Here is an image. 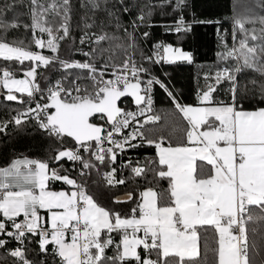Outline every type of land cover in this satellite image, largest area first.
Instances as JSON below:
<instances>
[{
    "label": "snow or ice",
    "instance_id": "snow-or-ice-1",
    "mask_svg": "<svg viewBox=\"0 0 264 264\" xmlns=\"http://www.w3.org/2000/svg\"><path fill=\"white\" fill-rule=\"evenodd\" d=\"M16 3L23 0L0 3V89L6 90L0 95L23 107L0 120V132L34 120L62 143L47 159L23 156L0 165V264H264V107L243 105L250 96L264 103V2L241 7L235 0L231 44L228 30L218 28L219 66L204 73L195 104L183 103L151 67L191 64L193 55L164 42L146 51L138 41L140 28L153 26V3L79 0L84 14L75 27L74 0H28V13L8 20ZM165 5L172 11L161 15L176 14L163 26L167 32L221 24L186 20V0H161ZM137 8L125 24L122 16ZM97 12L104 13L99 22ZM20 28L31 38H8ZM66 41L86 59L62 58ZM50 67L59 75L44 77L42 87L41 70ZM248 72L261 79L245 82ZM157 86L186 121L167 135L145 127L161 120ZM125 98L135 110L124 106ZM145 145L154 147V158L125 161L129 149ZM66 162L78 165L76 176ZM92 171L109 190L127 185L123 194L96 195L85 179ZM58 183L68 187L57 189ZM129 203L127 210L115 207Z\"/></svg>",
    "mask_w": 264,
    "mask_h": 264
},
{
    "label": "trees",
    "instance_id": "trees-1",
    "mask_svg": "<svg viewBox=\"0 0 264 264\" xmlns=\"http://www.w3.org/2000/svg\"><path fill=\"white\" fill-rule=\"evenodd\" d=\"M4 0H0L3 3ZM12 2V0H8ZM131 3L132 0H127ZM137 5H144L153 3L156 7L153 8V15L151 17L152 27H141L137 34L138 41L141 46L149 51L153 48V45L157 42L170 43L175 46H180L184 50H187L193 55V62L191 64L186 62H178L176 64H167L161 62L160 64L152 65L153 74L160 78L164 83L168 84L170 90L178 96V98L185 104L196 103V93L198 86H202L203 75L206 72L214 71L218 67L217 53L221 51L220 37L218 34V28L222 33L225 29L228 30L229 36L227 37L229 44H231V16L233 12V5L235 0H186V6L183 9L185 19L188 21H221V24L216 23H193L190 32L176 34L173 32H167L164 29V25L170 23L176 18V14L173 15H161V12H171L172 6L165 5L160 7L161 0H135ZM264 0H240L241 7L245 4L261 3ZM77 12L73 15V26L80 21V16L84 14V10L79 8V0H74ZM30 5L28 0H23V3H16L15 7L7 12V19L11 20L16 13H28ZM139 9H135L133 12L122 16V20L127 24L130 18H134ZM259 10V9H258ZM264 14V13H262ZM91 15V13H89ZM97 22L99 19L104 18V13L97 12ZM20 19L25 23H30V19L27 15L21 16ZM107 31L116 33L123 37V32L115 29L114 26H109ZM92 31H98V29H92ZM148 31L150 36L144 39L140 33ZM79 29L74 32L77 38L80 35ZM9 39H30L31 32L25 34L24 29H13L8 33ZM77 47H83L85 51H88L87 46H81L77 43ZM60 55L64 59H76L83 61L86 59L79 52L73 50V46L69 42H64L60 49ZM145 66H148L147 64ZM43 75L39 78L41 86H44V77H51L55 79L59 73L49 69H42ZM254 77L258 81L261 79L258 75L252 72L244 74V81L247 78ZM6 90L0 89V93ZM19 95V94H18ZM222 99H227V94L221 96ZM243 105L246 109H255L264 106V103L259 101V97L254 98L250 96L248 99L243 101ZM126 107L134 106L130 98H126ZM23 106L17 102L6 101L2 95H0V120H10L12 118L14 110H19ZM154 109L155 114L161 116V120L156 125H145L146 128L164 130V134L171 130L173 125L178 127L186 126V121L183 120L182 116L176 112L172 101L167 94L160 89L158 86L154 91ZM143 119V118H142ZM99 122V121H97ZM100 123V122H99ZM182 133L177 131L176 136L179 137ZM175 142V141H174ZM60 141L53 137H50L47 132L41 129L34 120H30L25 124L16 126L15 124H9L5 132H0V165L9 162L11 159L19 156H30L36 159H47L49 156L55 155V149L61 147ZM71 138L66 139V145H71ZM155 149L151 146H143L136 149H129L125 161L131 158L134 162L144 161L149 158L155 157ZM87 155V154H86ZM118 157V161H119ZM64 163V162H62ZM65 168L69 169L71 174L74 176V170L70 167V163H65ZM103 171L108 169L103 168ZM125 171V175H127ZM88 184L91 185L92 190L96 192V195L107 198L112 195L123 194V191L127 187L119 186L116 189L109 190L106 186H103V177L96 176L95 171H92L87 177H85ZM98 181L97 184H93V181ZM142 185V182H141ZM166 181H160V188H167ZM57 189L61 187H68L66 185L56 184ZM107 202V201H106ZM133 205L120 204L115 207L122 209H129ZM119 239V237H117ZM260 241L257 239V244ZM32 247H35L33 245ZM259 251V249H257ZM3 250H0L2 253ZM111 250H109V255ZM40 259L41 257H35ZM254 259L258 257L254 256ZM11 260V258H9ZM51 264V260L48 261Z\"/></svg>",
    "mask_w": 264,
    "mask_h": 264
},
{
    "label": "built area",
    "instance_id": "built-area-1",
    "mask_svg": "<svg viewBox=\"0 0 264 264\" xmlns=\"http://www.w3.org/2000/svg\"><path fill=\"white\" fill-rule=\"evenodd\" d=\"M43 87V86H42ZM39 97H37V99H38ZM33 107L35 106V104H33L32 105ZM129 109H131V110H135V106H131V107H128ZM16 114V112L15 113H13V115L12 116H14ZM142 119V118H141ZM144 119V118H143ZM100 122V121H99ZM61 142V141H60ZM66 146H71V145H66ZM70 163V167L74 170V176H76L77 175V168H78V165L77 164H75V163H73V162H69Z\"/></svg>",
    "mask_w": 264,
    "mask_h": 264
},
{
    "label": "crops",
    "instance_id": "crops-1",
    "mask_svg": "<svg viewBox=\"0 0 264 264\" xmlns=\"http://www.w3.org/2000/svg\"><path fill=\"white\" fill-rule=\"evenodd\" d=\"M173 46H175V45H173ZM175 47H180V46H175ZM182 48V47H181ZM185 51H187V50H185ZM188 52V51H187ZM20 74H22V73H20ZM23 75V74H22ZM22 75H20L21 77H19V78H23V76ZM190 104H195V103H190ZM262 107H264V106H262ZM250 110H252V109H250ZM19 157H23V156H19ZM27 157H29V158H34V157H30V156H27ZM17 158V157H16ZM199 163V162H198Z\"/></svg>",
    "mask_w": 264,
    "mask_h": 264
},
{
    "label": "rangeland",
    "instance_id": "rangeland-1",
    "mask_svg": "<svg viewBox=\"0 0 264 264\" xmlns=\"http://www.w3.org/2000/svg\"><path fill=\"white\" fill-rule=\"evenodd\" d=\"M45 54H47V51H46V50H45ZM20 75H22V74H19L18 78L21 77ZM22 76H23V75H22Z\"/></svg>",
    "mask_w": 264,
    "mask_h": 264
},
{
    "label": "water",
    "instance_id": "water-1",
    "mask_svg": "<svg viewBox=\"0 0 264 264\" xmlns=\"http://www.w3.org/2000/svg\"><path fill=\"white\" fill-rule=\"evenodd\" d=\"M126 99V98H125ZM97 123H99V122H97Z\"/></svg>",
    "mask_w": 264,
    "mask_h": 264
}]
</instances>
